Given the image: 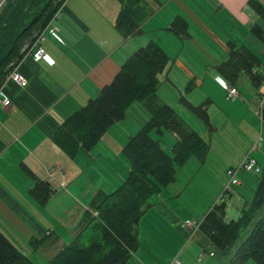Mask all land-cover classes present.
Masks as SVG:
<instances>
[{"label":"crops","instance_id":"1","mask_svg":"<svg viewBox=\"0 0 264 264\" xmlns=\"http://www.w3.org/2000/svg\"><path fill=\"white\" fill-rule=\"evenodd\" d=\"M250 1L64 0L59 14L50 22L59 28L62 42L47 31L43 43L54 64L43 59L34 60L32 45L13 68L28 80V85L19 87L9 82L4 88V94L10 105L0 103V231L21 252L28 255L22 246L28 244L34 247L36 253L44 251L51 257L55 256L95 216L96 212L90 208L94 195L98 191L112 194L128 177L131 166L123 155V149L129 139L151 118L146 110L144 124H128L130 127H126L128 113L138 102L128 109L126 118L113 125L90 152L80 151L72 159L54 143L53 137L66 118L79 111L89 100L96 98L105 86L113 82L125 62L140 48L155 42L169 55L167 47L176 43L183 46V51L177 58L173 59L169 55L170 62L160 75L166 76L170 87L181 95V101L194 107L204 106L212 129L214 118L210 105L215 102L209 93L202 92L208 78L225 92L222 81L238 90L236 101L220 110V123L224 127H236V121L229 115L237 114L238 111L249 112L252 104L257 105L264 97V59L253 70L258 82H251L247 77L246 91L238 86L239 82L229 83L218 73L209 76L212 70L218 71V66L228 60L231 45L264 54V44L252 33L254 26H259L264 31V18L249 6ZM257 1L264 7V0ZM122 16L134 25V32L130 36H125L117 27ZM179 17L188 23L187 34L178 35L172 30L173 22ZM188 43L205 56L204 60L208 62L205 70L197 56L185 52ZM215 49L224 54L221 63L213 54ZM181 82L185 84L188 99L183 96ZM195 90L197 96L193 94ZM194 99L201 102L196 103ZM197 118L204 123L200 117ZM184 122L186 123L185 120ZM174 136L176 143L177 136ZM242 160L243 158L240 165ZM231 171L234 169L230 167L226 171L229 182L222 194L227 205L234 192L231 185L229 187L232 191L225 193L230 184ZM36 180L43 182L50 191L45 204L34 197ZM238 181L240 185L241 182ZM166 188L168 192L170 186ZM164 190L165 188L160 194L154 195L156 197L153 204L148 202L147 210L150 213L142 216L138 229L143 224L158 219L161 213L178 231L187 236L189 232L182 226L184 219L187 221L186 208L180 200L172 196L165 197ZM152 198L153 196L150 199ZM240 204L243 209L247 201L240 199ZM154 207L162 210L158 212ZM227 211L230 212V205ZM241 212L238 209L239 215L236 217H240ZM226 218L234 219L229 215ZM184 243L174 247L173 260L168 264H172L175 259L180 260L185 254L189 244ZM143 248L145 244L140 243L139 239L140 253ZM143 257L147 260L145 255Z\"/></svg>","mask_w":264,"mask_h":264},{"label":"trees","instance_id":"2","mask_svg":"<svg viewBox=\"0 0 264 264\" xmlns=\"http://www.w3.org/2000/svg\"><path fill=\"white\" fill-rule=\"evenodd\" d=\"M64 0H9L0 13V88L55 17ZM249 6L262 18L264 7L251 0ZM117 27L125 36L133 34L134 25L120 17ZM172 30L187 34L188 23L177 18ZM252 33L264 44V31L259 26ZM264 54L246 47L231 45L229 58L218 66V72L229 83L236 84L243 75L258 82L253 70L262 64ZM170 62L166 51L155 42L137 50L122 66L113 82L99 95L70 115L54 134V143L70 158L78 152H90L116 123L126 118L136 102L144 105L150 120L123 149L131 170L125 182L112 194L98 191L90 208L97 213L82 226L75 239L62 248L49 264H130L139 249L138 226L148 208L149 199L177 181V169L193 157L203 163L209 144L192 130L174 108L158 96L159 75ZM185 104L209 125L204 106ZM176 134L177 141L168 153L153 134L164 130ZM254 197L247 202L238 219L228 220L227 204L215 205L200 222L198 231L223 253L233 251L226 264L253 261L264 264V167ZM34 197L42 204L49 198L48 187L38 180ZM251 227L248 237L238 245L242 233ZM0 264H36L0 231Z\"/></svg>","mask_w":264,"mask_h":264},{"label":"rangeland","instance_id":"3","mask_svg":"<svg viewBox=\"0 0 264 264\" xmlns=\"http://www.w3.org/2000/svg\"><path fill=\"white\" fill-rule=\"evenodd\" d=\"M167 50L170 57L174 59L180 56L183 51V46L176 43L167 47ZM184 50L187 53H191L193 56H197L202 63V68L205 70L208 62L204 60L205 56L198 48L188 43ZM213 54L219 59V63L223 61L224 54L221 50L215 49ZM214 73L220 74L214 69L209 76L211 77V74ZM247 77V75L242 76L238 83V86L245 91L247 90L245 86V83L248 82ZM159 79L160 86L158 89V96L160 99L172 106L186 121L187 125L194 129L210 146L208 158L205 162L199 163L196 158H192L185 167L178 168L176 184L170 185L168 192L167 188H165L163 193L165 197L172 196L174 199L180 200L182 206L184 205L186 208L185 218L188 221L200 223L212 206L226 203L225 200L222 199V194L224 192L223 188L229 182V175H227L226 171L229 167L237 170L240 166L241 159L248 155L250 151L254 149L253 147L255 145L259 146V148L253 150L251 156L256 157L260 166L264 167V123H261L260 117L256 114V116L254 115V112L256 110L258 111L259 104L264 106V97L261 98L263 104L261 101H258L257 105L252 104L251 111H238L237 114L229 115L236 121V127L226 128L220 123L222 122L220 118L222 112L220 110L226 105L230 106L229 104L234 103L236 99L228 100V92H225L216 84L211 83V80L208 78L202 92L209 93L210 98L215 102L210 105L211 114L214 118L212 129V127L206 125L202 121L199 122L194 112L181 101V95H179L178 91L170 87V83L167 81L165 75H160ZM181 86V88H183L182 92L184 91L183 96L188 99L189 97L185 95V93L188 94L187 91L184 90L185 84L181 82ZM193 94L197 96L196 90ZM243 100L247 101L246 98H243ZM193 101L196 103L201 102L199 99H194ZM245 103L249 105L247 102ZM144 112L147 113L144 105L136 103L128 113L127 122L125 124L126 127H130L128 124L137 126L139 124H144L146 120L144 119ZM261 128L263 129V134L260 136ZM153 136L156 139H160L164 149L172 154L175 136L171 131L165 129L162 135L154 133ZM260 177V174L254 175L244 171L239 172L237 179L240 180L241 184L232 186L234 192L232 199L227 205V209L230 205V212L227 211V215L234 219L239 218V216L236 217L239 215L238 209L241 211L243 210L241 208L240 199L243 200V202L252 201ZM155 197L156 196H153V198L149 200V203L153 204ZM169 200H172L171 197H169ZM233 205H235V207H232ZM154 209L158 212L162 210L157 207H154ZM149 213L150 212L147 210L145 216ZM184 221L186 222L185 219ZM183 228L189 232L187 236H184L183 232L178 231L177 228L174 227V224L161 213L158 219L143 224L141 228L139 227L138 232L140 243H144L145 248L142 249L141 253L143 254L140 253L139 249L132 255L131 264H153V262L156 264H168L167 262L173 260L172 258L174 256L172 255V251L174 247L179 243H184V241V244H189V246H187L185 254L180 257L181 259L179 261L181 264H209L210 262L214 264H226L232 258L233 251H230L228 254L223 253L201 232H196L192 235L193 232H190L187 227ZM250 231L251 227L242 233L238 245L248 237ZM163 240L165 242H163ZM150 243H152V246H150ZM22 246L28 253L27 256L36 262V264H49L50 260L53 258L44 251L36 253L34 247L28 244ZM144 255L147 257V260L143 259ZM141 258L143 263L141 262ZM244 264L256 263L250 260Z\"/></svg>","mask_w":264,"mask_h":264},{"label":"built area","instance_id":"4","mask_svg":"<svg viewBox=\"0 0 264 264\" xmlns=\"http://www.w3.org/2000/svg\"><path fill=\"white\" fill-rule=\"evenodd\" d=\"M8 2H9V0H0V13ZM57 14H59V12ZM47 31L50 35H52L58 41L62 42L60 37H59V28L57 26H54L52 23H50L47 30L40 33L37 36L35 42L33 43L32 56H33L34 60H36V61L43 59V60H46L47 62H50V64H54L53 59L50 57L49 54H47V52L43 46V43L46 40ZM9 82H13V83L17 84L19 87H26L28 85V80L22 74H20L16 70H12L9 73V75L6 77L2 87L0 88V103L5 105V106L10 105V101L5 97V94H4V88ZM223 84H224L225 90L228 92L227 99L228 100L237 99L238 98L237 88L230 87L229 85H227L225 83H223ZM260 101L263 104V100L260 99L259 102ZM256 114L258 117H260L261 122L263 123L264 122V106H261V104H259L258 111L256 112ZM262 134H263V129H261L260 136ZM254 148L257 149V148H259V146L255 145ZM240 170L247 172V173L254 174V175H258V174H261L262 167H260L258 165V163L254 157H252L250 154L246 155L242 160V163L240 165L239 170H234V171L230 172V177H231L230 184L228 185V188H226L225 193H229L232 191L231 187H229V186H231V185L235 186V185L239 184V181L237 179V174ZM95 215H97V213ZM199 225H200V223L191 222V221L187 220L186 222L183 223L182 226L187 227L190 232H193L192 235H194L198 231ZM172 264H181V263L178 259H175L172 262Z\"/></svg>","mask_w":264,"mask_h":264},{"label":"bare ground","instance_id":"5","mask_svg":"<svg viewBox=\"0 0 264 264\" xmlns=\"http://www.w3.org/2000/svg\"><path fill=\"white\" fill-rule=\"evenodd\" d=\"M257 161V160H256ZM258 163V162H257ZM258 165L260 166V164L258 163ZM261 167V166H260Z\"/></svg>","mask_w":264,"mask_h":264}]
</instances>
